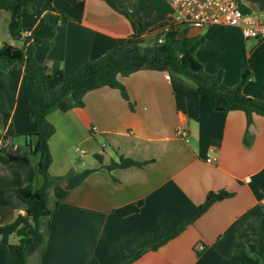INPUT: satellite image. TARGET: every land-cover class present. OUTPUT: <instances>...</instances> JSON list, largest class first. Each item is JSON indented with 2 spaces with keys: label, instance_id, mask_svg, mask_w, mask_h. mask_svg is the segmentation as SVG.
Instances as JSON below:
<instances>
[{
  "label": "crops",
  "instance_id": "obj_1",
  "mask_svg": "<svg viewBox=\"0 0 264 264\" xmlns=\"http://www.w3.org/2000/svg\"><path fill=\"white\" fill-rule=\"evenodd\" d=\"M70 1L29 0L31 8L18 14L22 26L29 28L27 34L50 40L34 48L47 80L59 69L74 72L132 33L142 44H154V28L169 21L176 23L180 37L203 36L196 57L208 72L223 70V86L234 85L247 67L251 76L242 92L264 100V38H245L234 25L178 23L166 0H115L134 27L103 0H84L82 14ZM238 2L253 15H264V0ZM58 14L69 19L62 21ZM41 17L54 28L43 24ZM122 82L133 108L118 89L101 86L84 94L82 106L46 114L54 126L48 139L52 157L48 172L96 169L51 211L53 199L49 200L42 211L46 223L42 237L24 247L27 263L120 264L144 249L127 264H225L236 250L264 244V116L255 115L246 128L242 111L213 110L193 81L170 69L135 70ZM31 97L20 62L0 69V138L10 136L14 150H25L26 142L32 141L28 134L35 125L27 115ZM180 127L187 138L178 134ZM72 146H80L82 156H73ZM95 153L101 155L102 165L120 156L141 164L108 169L98 166ZM86 155L91 160L86 161ZM42 183L35 158L0 163V225L26 207L19 188H38ZM219 190L232 194L214 201L176 236L149 247L194 215L209 192ZM138 200L142 203L137 211L117 212ZM0 264H10L8 247L1 241Z\"/></svg>",
  "mask_w": 264,
  "mask_h": 264
},
{
  "label": "trees",
  "instance_id": "obj_2",
  "mask_svg": "<svg viewBox=\"0 0 264 264\" xmlns=\"http://www.w3.org/2000/svg\"><path fill=\"white\" fill-rule=\"evenodd\" d=\"M103 1L110 8L129 19L132 27H134V22L128 12L118 7L115 0ZM70 5L82 14L84 0H71ZM240 6L243 11H247L243 5L240 4ZM23 8H31L29 0H0V11H7L9 14L7 30L10 37L21 39V45L9 42L0 45V60L2 61L0 69H5L15 61L23 65L26 82L32 93L31 100L27 104V115L33 120L35 128L32 133L28 134L32 141L26 142L23 151L7 150L3 145L6 136H2L0 138V163L18 160L30 161L35 158V168L37 173L42 176L43 183L38 188L31 185L19 188L26 201V207L23 212L17 213L12 221L0 225V241L8 247L10 264H28L24 247L34 241L37 236L42 237L43 235L46 223L43 220L42 211L48 208L49 192L51 191L53 196L52 206L49 208L51 211L66 197L70 188L96 169L95 166L82 169L72 167L64 175H51L48 172L52 160L48 139L54 132L53 124L46 118V114L50 110L66 111L73 107L82 106L84 94L101 86L118 89L122 98L133 108L122 78L135 70L149 68L158 71L170 69L190 79L196 84L199 94L210 101L213 110L221 112L242 111L246 119V128L255 115L264 116V100L246 96L242 92V87L251 76V71L244 67L234 85L223 86V70L217 69L214 72H208L203 63L196 57L195 51L198 44L203 40V36L179 37L175 30V24L169 21L161 22L154 28L157 30L165 24L169 26L163 35V41L160 43L155 39L154 44L144 45L141 38L132 33L128 40L117 44L97 59L87 60L74 72L64 74L59 69L50 80H47L40 62L34 55V48L36 43L48 44L50 40L27 34L29 28L23 27L18 18V14ZM58 19L67 21L69 16L58 14ZM41 22L50 29L54 28L47 23L44 17H41ZM23 34L25 35L22 36ZM7 116L8 114L5 113V122ZM244 142L248 143L247 130L244 134ZM94 157L99 162L98 166H105L108 169L141 164L133 159L120 156L118 161H111L102 165L101 155L95 153ZM64 180L66 184L61 186L60 183ZM231 194L225 190L209 192L204 201L197 205L194 215L183 220L149 247L156 248L176 236L214 201ZM141 203L142 201L138 200L118 209L117 212L120 214L135 212ZM11 236L16 237V240L11 241ZM143 250L128 255L120 264H127L134 260ZM225 264H264V244L262 243L260 247L249 244L245 248L236 250L225 258Z\"/></svg>",
  "mask_w": 264,
  "mask_h": 264
},
{
  "label": "built area",
  "instance_id": "obj_3",
  "mask_svg": "<svg viewBox=\"0 0 264 264\" xmlns=\"http://www.w3.org/2000/svg\"><path fill=\"white\" fill-rule=\"evenodd\" d=\"M166 1L172 5L176 12L178 23L189 24L195 27H204L209 24L220 26L234 25L240 27L242 35L245 38H264V15L258 17L248 11H243L238 0ZM168 29L169 26L166 24L157 29L156 40L158 43L163 41V35ZM178 134L183 138H187L188 135L187 131L181 127L178 128ZM3 145L7 150L15 148L10 136H6Z\"/></svg>",
  "mask_w": 264,
  "mask_h": 264
},
{
  "label": "rangeland",
  "instance_id": "obj_4",
  "mask_svg": "<svg viewBox=\"0 0 264 264\" xmlns=\"http://www.w3.org/2000/svg\"><path fill=\"white\" fill-rule=\"evenodd\" d=\"M9 17V14L7 11H0V45L4 42L13 43L15 45H21V39H12L8 33L7 30V19ZM180 37V36H179ZM81 147L80 146H72L71 147V153L75 157L82 156L81 153ZM86 161L91 160L90 155H86L84 157ZM85 164V162H84ZM53 199V196L51 194V191L49 192V200Z\"/></svg>",
  "mask_w": 264,
  "mask_h": 264
}]
</instances>
